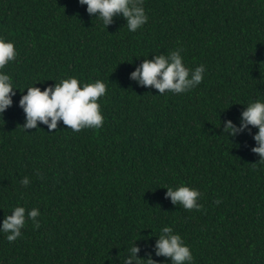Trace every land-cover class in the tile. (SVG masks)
I'll list each match as a JSON object with an SVG mask.
<instances>
[{"label":"trees","instance_id":"16d2710c","mask_svg":"<svg viewBox=\"0 0 264 264\" xmlns=\"http://www.w3.org/2000/svg\"><path fill=\"white\" fill-rule=\"evenodd\" d=\"M143 7L148 21L131 32L122 16L106 28L78 0H0V38L18 53L0 70L17 88L0 116V225L17 206L40 212L39 229L28 220L13 243L0 231V264H124L134 243L139 257L171 264L155 254L165 226L189 246L192 264H264V164L253 167L260 157L251 151L258 129L223 131L264 102V0ZM177 48L189 69L205 66L197 87L161 95L131 79L145 58ZM69 77L107 85L103 127L25 130L27 88ZM181 185L199 190L202 211L166 198Z\"/></svg>","mask_w":264,"mask_h":264},{"label":"clouds","instance_id":"9594fccd","mask_svg":"<svg viewBox=\"0 0 264 264\" xmlns=\"http://www.w3.org/2000/svg\"><path fill=\"white\" fill-rule=\"evenodd\" d=\"M80 5H86V11L90 16L99 17L103 25L114 22V18L122 16L126 20L129 31L135 32L143 27L148 16L143 7L144 0H78ZM182 48L170 51L168 55H154L152 59L145 58L142 63L131 73V79L144 86L154 87L159 94L166 91L174 94L188 92L203 82L205 66H197L194 70L189 69L183 63L181 56ZM18 53L14 42L0 38V70L17 59ZM17 88L13 87L12 77L0 71V116L12 106V97ZM23 92V91H21ZM107 93V85L101 81L81 82L76 77H69L49 85L41 90L36 86L27 88L19 100V106L25 114V130L38 127V122L48 126L49 132L58 128V123L63 122L73 132L84 129H100L104 124V116L101 111L99 100ZM252 128L258 131L253 135L256 146L251 151L258 154L260 160L253 163L264 164V102L259 100L249 103L241 112L239 126L232 120L224 122V132L228 136L235 137L245 130L251 134ZM37 177L43 179L37 171ZM22 186H28L31 181L25 176L20 181ZM166 198H170L174 205H182L187 211H202L204 206L198 203L201 193L199 190L181 185L173 189L167 187ZM221 201L216 200L219 204ZM40 215L38 209L26 211L25 207L17 206L10 215L5 216L0 231L7 234L8 242L13 243L21 236V230L28 220L33 222V228L39 229ZM140 247L135 243L129 249L130 255L126 257L124 264H159L149 253L146 258L137 254ZM156 256L170 259L171 264H192L193 256L179 234H175L170 226H165L155 242Z\"/></svg>","mask_w":264,"mask_h":264}]
</instances>
